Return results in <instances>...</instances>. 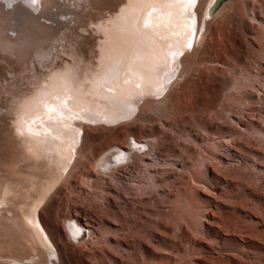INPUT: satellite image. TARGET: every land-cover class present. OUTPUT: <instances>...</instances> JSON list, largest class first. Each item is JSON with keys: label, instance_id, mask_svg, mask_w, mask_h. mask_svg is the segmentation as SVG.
<instances>
[{"label": "rangeland", "instance_id": "1", "mask_svg": "<svg viewBox=\"0 0 264 264\" xmlns=\"http://www.w3.org/2000/svg\"><path fill=\"white\" fill-rule=\"evenodd\" d=\"M57 1L61 26L47 43L23 62L0 59V103L10 82L27 86L20 76L30 61L38 65L42 46L53 40L52 51L68 58L63 30L87 36L95 48L99 33L89 17L109 13L105 0ZM225 1L182 57L165 102L145 98L127 123L84 128L38 208L55 264H264V0ZM11 116L0 109L3 159ZM110 149L128 160L111 169L108 162L97 175L92 160ZM16 168L36 182L49 170L42 159ZM22 192L1 198L0 219L22 205ZM73 220L85 231L79 240L67 236Z\"/></svg>", "mask_w": 264, "mask_h": 264}, {"label": "bare ground", "instance_id": "2", "mask_svg": "<svg viewBox=\"0 0 264 264\" xmlns=\"http://www.w3.org/2000/svg\"><path fill=\"white\" fill-rule=\"evenodd\" d=\"M104 2L109 13L99 11L89 17L88 24L99 33L94 49L87 47V36L63 30L68 43H63L62 51L68 58L56 55L52 51L55 43L48 40L47 49L40 46L38 65L30 61L20 76L27 86L22 88L16 81L4 86L9 95L3 97L0 109L12 115V122L9 135L5 133L11 142L8 156L0 158V205L8 193L23 189V197L11 216L0 219V264L2 259H9V264H55L57 251L38 208L76 154L84 128L127 123L142 99L160 104L167 98L182 57L198 42L208 18L228 3L224 5L223 0L209 12L213 0H195L194 4L186 0ZM58 9L57 0H37L32 7L22 0H0V59L8 61L9 57L13 63L28 59L36 44L60 29ZM120 153L118 149L99 153L92 160L94 172L104 175L100 166L109 162L111 169L126 162L129 154ZM30 159L45 162L46 178L36 182L17 172L16 164ZM66 227L70 239L85 235L75 220ZM23 250L32 257L26 260Z\"/></svg>", "mask_w": 264, "mask_h": 264}, {"label": "snow or ice", "instance_id": "3", "mask_svg": "<svg viewBox=\"0 0 264 264\" xmlns=\"http://www.w3.org/2000/svg\"><path fill=\"white\" fill-rule=\"evenodd\" d=\"M22 2L27 4L29 7H32L36 4L37 0H22ZM177 2H179V0H177ZM186 2L189 4H194L195 0H186ZM9 7H11V4H9ZM144 27L148 28L149 27L148 23H145ZM190 47H191V42H189V48ZM174 63H175V61L173 60V66H174ZM61 111H63V110H61ZM21 134H23V133H21Z\"/></svg>", "mask_w": 264, "mask_h": 264}, {"label": "water", "instance_id": "4", "mask_svg": "<svg viewBox=\"0 0 264 264\" xmlns=\"http://www.w3.org/2000/svg\"><path fill=\"white\" fill-rule=\"evenodd\" d=\"M223 0H213L212 4L210 5L209 12L214 11L222 2Z\"/></svg>", "mask_w": 264, "mask_h": 264}]
</instances>
